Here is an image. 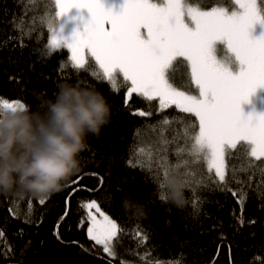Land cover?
Returning <instances> with one entry per match:
<instances>
[{
    "label": "trees",
    "instance_id": "trees-1",
    "mask_svg": "<svg viewBox=\"0 0 264 264\" xmlns=\"http://www.w3.org/2000/svg\"><path fill=\"white\" fill-rule=\"evenodd\" d=\"M187 3L205 10L219 6L234 8L233 0H187ZM258 3L264 8V0ZM56 11L54 0H0V96L20 99L34 109L38 106L35 92L43 91L52 97L63 83L94 87L108 99L111 121L98 137L88 138L86 148L79 154V172L60 191L46 196L45 204H39V198L30 195L0 194V231L4 233L0 237V264H124L123 260L134 264H213L214 258L215 264H264V164H250L241 146L227 160L225 184L215 183L214 173L211 180L205 179L206 187L197 183L199 176L190 177L192 185L185 187L186 203L182 208L162 200L166 188L161 189L154 171L161 159L176 163L178 157L174 153L183 147V142L168 145L167 155L157 156L156 149L162 142L160 133L181 128L177 123L158 122L165 117L170 120L182 117L195 124V118L174 108L161 115L157 112L158 101L149 103L135 95L125 106L127 88L122 78L118 77L120 90L113 93L108 82L92 75L96 70L93 61L85 70H75L68 50L45 48L50 35L48 23ZM169 76L181 90L197 92L186 61H178ZM138 109L153 115L142 118L134 114ZM151 125H156L155 131ZM172 135L171 130L167 132V138ZM183 159L190 157L185 155ZM196 169L207 177L205 165H191L189 171ZM163 171L160 168L161 175ZM180 171L185 169L182 167ZM85 173L89 175L79 184H72ZM100 177L104 178L102 188L89 191L97 188ZM73 188L83 190L75 192L66 205ZM241 188L247 194L243 210L236 202L238 197L231 194ZM193 190L199 197L196 206L191 203ZM124 195L145 204L147 214L138 219L129 215L121 206ZM93 199L124 228L114 258L89 240L87 224H81L86 221L81 202ZM29 200L32 212L26 216ZM14 201L19 204V217L9 211L15 210ZM66 208L68 214L61 220ZM26 218L31 222L26 223ZM137 231L140 237L135 235Z\"/></svg>",
    "mask_w": 264,
    "mask_h": 264
},
{
    "label": "snow or ice",
    "instance_id": "snow-or-ice-1",
    "mask_svg": "<svg viewBox=\"0 0 264 264\" xmlns=\"http://www.w3.org/2000/svg\"><path fill=\"white\" fill-rule=\"evenodd\" d=\"M54 2L57 11L48 23L50 35L45 48L58 49L63 44L69 50V61L75 70H85L89 62L93 61L96 70L92 75L97 80L108 82L113 93L120 90L121 80L118 77L122 78L123 86L127 88L125 106L135 95L149 103L158 101L157 112L161 115L174 108L180 114L195 118V124L187 123L182 117H173L171 120L165 117L162 122H158L163 125L177 123L181 128L165 129L160 133L162 142L156 149L157 156H166L168 145L183 142V147L177 148L174 153L178 157L176 163L161 159L156 166L153 175L154 179L160 181L161 189L166 188L163 181L174 172L182 177L186 188L192 185L190 177L197 176V183L206 187L205 179L211 180L213 173L215 183L225 184L227 160L241 146L250 164H264V114L245 116L240 107L257 87H264V35L257 38L250 35L253 25H264V8L258 0H234L235 10L225 7L201 10L189 5L187 0H125L119 12L106 9L101 0ZM73 8L87 9L90 18L82 29L72 34L69 42L60 36L57 23L61 15ZM190 24L193 26L190 27ZM214 41L226 42V50L234 60H218L212 51ZM181 59L190 68V80L198 90V95L181 90L170 80V70ZM234 62L239 66L235 73L228 67ZM26 107V103L20 99L0 96V108L15 111ZM134 114L142 118L153 115L152 112L139 109ZM150 127L156 130V125ZM170 130L173 135L169 139L167 132ZM185 155L190 159H183ZM200 164L206 166V178L199 169L189 171L191 165ZM148 167L152 170L151 164ZM182 167L184 172L180 171ZM160 168L164 169L162 175ZM86 175L89 174L77 176L72 184H79ZM99 179L97 188L89 191L95 192L102 188L104 178ZM80 190L83 189L73 188L68 193L66 205L70 197ZM231 194L238 197L236 202L243 210L247 196L243 188ZM161 199H166V195H162ZM45 201L46 197L40 198L39 204L43 205ZM198 201L199 197L193 190L191 203L196 206ZM81 207L86 213V221L82 220L81 224L87 223L89 240L102 246L108 257H116L115 246L120 243L123 226L102 211L95 199L82 201ZM9 211L16 217L21 215L18 203L15 210L10 208ZM31 212L32 201L29 200L26 216H30ZM67 214L66 208L61 220ZM25 222L31 221L26 218ZM135 235L140 237L141 233L137 231ZM3 236L4 233L0 231V237Z\"/></svg>",
    "mask_w": 264,
    "mask_h": 264
},
{
    "label": "clouds",
    "instance_id": "clouds-1",
    "mask_svg": "<svg viewBox=\"0 0 264 264\" xmlns=\"http://www.w3.org/2000/svg\"><path fill=\"white\" fill-rule=\"evenodd\" d=\"M34 95V109L0 108V194L40 199L60 191L79 172L88 138L98 137L111 121V105L94 87L63 83L52 97ZM163 183L166 201L182 208V177L174 172ZM121 206L133 218L147 214L146 205L128 195Z\"/></svg>",
    "mask_w": 264,
    "mask_h": 264
},
{
    "label": "rangeland",
    "instance_id": "rangeland-1",
    "mask_svg": "<svg viewBox=\"0 0 264 264\" xmlns=\"http://www.w3.org/2000/svg\"><path fill=\"white\" fill-rule=\"evenodd\" d=\"M101 2L104 4L106 9H111L113 12H119L125 0H101ZM191 6H195V5H191ZM235 8L236 5L234 4V8L229 10H235ZM201 10H205V9H201ZM206 10H210V9H206ZM89 18H90V14L87 9H76V8L70 9L67 13L59 17L57 23V31L59 32L61 37H63L64 39L70 42L72 34L75 31L82 29L84 23ZM189 26L192 27L193 25L190 24ZM250 35L252 38H257L261 35H264V25H261L259 23L253 25L252 29L250 30ZM61 47L68 50L63 44L61 45ZM212 51L218 60L221 58L234 60V57H232L231 54L227 52L226 42L224 41H214L212 44ZM228 67L233 73H235L236 71H238L239 66L237 63L234 62L229 64ZM115 72L116 74H119L118 69H116ZM190 94L198 95V90L196 93H190ZM240 107H241V111L245 116H248L250 114L251 115L264 114V87H257L256 91L249 96L247 101H243ZM89 201L91 200H88L86 202ZM110 258H114V257H110ZM123 262L124 264H134L126 260H123Z\"/></svg>",
    "mask_w": 264,
    "mask_h": 264
}]
</instances>
